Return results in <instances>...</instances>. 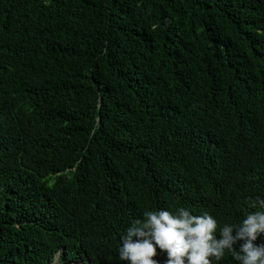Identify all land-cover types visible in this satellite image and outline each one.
I'll use <instances>...</instances> for the list:
<instances>
[{"label":"trees","instance_id":"obj_1","mask_svg":"<svg viewBox=\"0 0 264 264\" xmlns=\"http://www.w3.org/2000/svg\"><path fill=\"white\" fill-rule=\"evenodd\" d=\"M257 197L264 0H0V264H123L145 211Z\"/></svg>","mask_w":264,"mask_h":264},{"label":"clouds","instance_id":"obj_2","mask_svg":"<svg viewBox=\"0 0 264 264\" xmlns=\"http://www.w3.org/2000/svg\"><path fill=\"white\" fill-rule=\"evenodd\" d=\"M250 208L235 224H220L207 212L196 215L185 207L147 210L121 234L118 260L123 264H221L230 253L237 264H264V198L257 197ZM160 254L163 262L157 258Z\"/></svg>","mask_w":264,"mask_h":264},{"label":"rangeland","instance_id":"obj_3","mask_svg":"<svg viewBox=\"0 0 264 264\" xmlns=\"http://www.w3.org/2000/svg\"><path fill=\"white\" fill-rule=\"evenodd\" d=\"M63 250H64V249H63ZM61 254H62V252L57 253L56 256H57V257L59 256V257H58L57 261L55 262V264H62V263L60 262ZM56 256H55V257H56ZM75 264H80V263H75Z\"/></svg>","mask_w":264,"mask_h":264},{"label":"water","instance_id":"obj_4","mask_svg":"<svg viewBox=\"0 0 264 264\" xmlns=\"http://www.w3.org/2000/svg\"><path fill=\"white\" fill-rule=\"evenodd\" d=\"M58 257H59V256H58ZM58 257H57V256L55 257V260H54L53 264H55V262L57 261Z\"/></svg>","mask_w":264,"mask_h":264},{"label":"bare ground","instance_id":"obj_5","mask_svg":"<svg viewBox=\"0 0 264 264\" xmlns=\"http://www.w3.org/2000/svg\"><path fill=\"white\" fill-rule=\"evenodd\" d=\"M118 1V0H117ZM216 3V2H215ZM143 43V42H142ZM112 60V59H111ZM252 60V59H251ZM114 61V60H113ZM213 88V87H212ZM215 104V103H214ZM212 115V114H211ZM205 125V124H204ZM40 189V188H39ZM28 191V190H27ZM39 195V194H38ZM3 196V195H2ZM16 200V199H15ZM45 213V212H44ZM5 244V243H4ZM2 245V244H1Z\"/></svg>","mask_w":264,"mask_h":264}]
</instances>
